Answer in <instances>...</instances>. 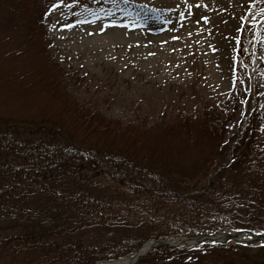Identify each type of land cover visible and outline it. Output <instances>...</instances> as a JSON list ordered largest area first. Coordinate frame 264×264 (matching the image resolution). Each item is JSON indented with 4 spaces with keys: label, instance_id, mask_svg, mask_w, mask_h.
Here are the masks:
<instances>
[{
    "label": "rangeland",
    "instance_id": "374dc122",
    "mask_svg": "<svg viewBox=\"0 0 264 264\" xmlns=\"http://www.w3.org/2000/svg\"><path fill=\"white\" fill-rule=\"evenodd\" d=\"M257 2L55 0L42 18L47 30L40 35H29L25 26L32 23L27 17L33 16L29 13L33 0H0V123L63 119L72 127L73 130L69 128L73 134L93 132H89L88 139L99 145L122 126L120 132L124 135L118 138L121 146H131L138 156L149 158L162 150H171L179 154L175 161L186 163L191 172L193 159L213 154L221 136L226 139L238 131L245 117L243 98L247 91L257 90L259 111L264 115V35L255 50L256 74L249 76L245 67L238 66L239 76L235 77L241 29ZM43 35L50 43L48 52L44 50L43 42L47 41ZM56 61L66 75L59 83L53 71ZM235 79L240 97L222 111L219 105L228 98ZM206 107L225 126L214 129L208 127L209 121L202 124ZM166 120L168 126L174 121L192 123L181 127L178 124L174 127L176 133L165 136ZM89 124L97 125L98 130H91ZM104 125L112 132L98 135ZM254 144L252 158L227 169L221 179L235 181L245 191L252 192L247 194L264 200L261 160L264 142ZM55 185L62 187L60 182ZM34 204L35 201L30 205ZM261 213L251 226L252 232L264 234V211ZM25 221L9 222L0 217V262H25L23 257L8 258L2 247L5 236L22 229ZM222 232L234 233L228 228ZM114 234V231L88 229L69 235L86 245H98L108 242ZM167 237L177 243L184 236ZM232 240L249 248L213 249L204 262L264 264V239L254 240L244 233ZM146 255L138 264L143 263L140 261Z\"/></svg>",
    "mask_w": 264,
    "mask_h": 264
},
{
    "label": "trees",
    "instance_id": "16d2710c",
    "mask_svg": "<svg viewBox=\"0 0 264 264\" xmlns=\"http://www.w3.org/2000/svg\"><path fill=\"white\" fill-rule=\"evenodd\" d=\"M54 3L55 0H33L29 11L33 16L27 17L32 23L25 26L26 33L40 35L47 30L42 18ZM263 35L264 0H258L241 29L236 78L238 66L245 67L249 76L256 74L255 50ZM43 38L47 41L44 35ZM49 44L43 42L47 52ZM53 65L59 83L66 76L64 68L57 61ZM239 97L235 79L228 98L219 105L222 111ZM258 102L257 90L247 91L243 98L245 117L238 131L226 139L221 136L213 154L193 159L191 172L186 163L175 161L179 154L171 150L149 158L138 156L131 146H121L118 138L124 135L120 132L122 126L114 132L105 125L100 127L98 135L109 131L112 136L99 145L88 139L91 131L73 134L63 119L0 123V217L9 222L26 220L22 229L5 236V256L26 258L20 264H94L128 256L147 239L213 234L226 228L252 232L251 224L264 211V200L221 176L234 165L241 166L251 159L256 141L264 142V115ZM211 110L204 109L201 123L209 121L208 127L214 129L225 126ZM188 123L192 122L174 121L168 126L166 120L164 135L176 133L174 127L178 124L181 127ZM89 127L98 130L97 125ZM55 182L62 183V187ZM88 229L115 234L98 245H86L69 235ZM234 248L249 247L233 241L160 245L151 248L140 263L152 258L148 264H206V256L213 249Z\"/></svg>",
    "mask_w": 264,
    "mask_h": 264
},
{
    "label": "water",
    "instance_id": "95a60500",
    "mask_svg": "<svg viewBox=\"0 0 264 264\" xmlns=\"http://www.w3.org/2000/svg\"><path fill=\"white\" fill-rule=\"evenodd\" d=\"M244 233H248L250 236H253L254 240L255 239H258V240L264 239V235H255L252 232H245V231L244 232H235V233L229 235V234H225L224 232L220 231V232H217V233L212 234V235H199V236L191 237V238L184 237L183 239H181L180 241H178L177 243H174V244H171V242L167 238L165 240H162V241L149 240V241L146 242L148 244V247L146 248V250L143 251L136 260H134V261H132L130 263H123V262L115 263L118 260L111 259V260H106V261H99V262H96L95 264H134L138 260H140V258L143 255H145L150 248L158 246V245H177L178 243H186V242H194V243L213 242V241L224 242V240L220 241L219 239L222 238V237H225L226 239H234L236 236H238V234H244ZM144 245L145 244H143L138 249L137 252H139Z\"/></svg>",
    "mask_w": 264,
    "mask_h": 264
},
{
    "label": "bare ground",
    "instance_id": "6f19581e",
    "mask_svg": "<svg viewBox=\"0 0 264 264\" xmlns=\"http://www.w3.org/2000/svg\"><path fill=\"white\" fill-rule=\"evenodd\" d=\"M147 247H148V244L145 243V245L141 248V250H140L139 252H137V253L134 254L133 256L128 257V258H126V259H124L123 261H120V262H123V263H130V262L136 260V259L140 256V254H141L143 251L146 250Z\"/></svg>",
    "mask_w": 264,
    "mask_h": 264
}]
</instances>
